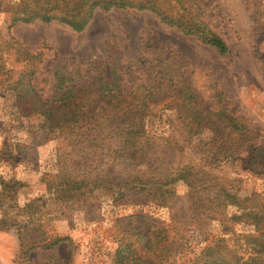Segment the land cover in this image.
I'll use <instances>...</instances> for the list:
<instances>
[{"label":"rangeland","instance_id":"374dc122","mask_svg":"<svg viewBox=\"0 0 264 264\" xmlns=\"http://www.w3.org/2000/svg\"><path fill=\"white\" fill-rule=\"evenodd\" d=\"M25 1L0 0V264H122L119 245L140 257L149 251V226L170 229L172 246L155 258L161 264H202L215 245L227 260L264 264L253 249L264 224V162L246 156L257 145L264 150V0H159L170 14L202 20L225 41L224 55L148 10L95 7L80 31L55 21L11 23ZM57 68L74 78L77 98L96 102L87 115L119 113L106 103L113 95L145 96L144 110L131 113L146 119V157L132 162L109 128L99 137L72 129L53 138L43 116L5 89L26 74L29 101L50 102ZM111 72L120 76L115 93L101 90ZM191 107L207 111L204 124L188 122ZM182 166L198 179L206 172L232 180L242 204L258 208L255 216L228 222L234 207L227 206L221 219H209L216 203L202 191L195 207L182 181L166 185L172 200L158 204L112 178H164Z\"/></svg>","mask_w":264,"mask_h":264},{"label":"trees","instance_id":"16d2710c","mask_svg":"<svg viewBox=\"0 0 264 264\" xmlns=\"http://www.w3.org/2000/svg\"><path fill=\"white\" fill-rule=\"evenodd\" d=\"M95 7L103 10L133 8L151 11L161 22L179 28L184 34L197 35V38L201 42L211 45L219 54L224 55L227 52L225 41L219 35L207 30L202 20H197L193 16L186 17L184 14L180 16L170 14L166 5L159 0H76L74 2H71V0H27L20 9L12 13L11 23L17 21H55L64 23L75 31H80L89 21ZM32 72L31 70L29 73L32 74ZM165 73L167 75V72ZM27 76L26 74L21 75L5 89H10L14 92L15 103L19 107L25 104L31 108V113L35 112L43 116L41 126L47 129V132L53 135V138H59L66 131L68 133L71 132L72 129H79L81 130V135L86 133L87 136L92 131H97L96 137H99L103 134L104 129L109 128L118 137L121 148L119 151L126 153V156L132 162L136 163L135 161H140L135 160L136 157L142 159L146 157V151L143 150L141 144L144 137L143 126L146 119L143 116L136 118L131 113V111L135 112V110L138 113L144 110L145 106H147L145 96L139 98V100L135 99L136 102H131L124 97L113 101L112 99H115L113 95V98L106 103L110 104L111 108L116 109V113H119L111 117L99 116L94 113L87 115V112L94 111L96 102H90V99L86 97L77 98L76 94H74L75 92L73 93L74 85H72V81L74 78L67 77L62 69L57 68L54 71L57 97L50 102L42 101L39 98L29 101V97L33 95V87L28 82H25L28 80ZM119 80L120 76L115 74V72H111L108 80L101 86V90L115 93L119 90ZM189 112V114L194 116V119L188 121L190 124L195 123L197 126H200L206 122L207 111L202 116L201 110L199 111L191 107ZM214 129L217 131V126ZM216 133L217 137L222 138L220 131ZM246 156L247 158L252 157L254 161L260 159L259 163L264 162V150L259 145L252 148L250 152L248 151ZM170 169L172 171L168 174L169 176H165L164 178L160 176H156L155 178L154 176L141 173L138 176L118 173L114 174L112 178H114V185L118 189L128 191L131 196L137 195L138 189L146 191V199L158 204H164L166 201L170 203L172 200L173 190L169 187L166 188V185L182 181L186 184L187 193L195 207L198 206L200 192L202 191H207L211 202L216 203L214 207L207 208V210L210 209L211 211V214H208L209 219H221L220 209L227 206L234 207V211L228 214V222L237 223L242 217L251 218V214L255 216V213L252 211L258 208L242 204L244 200H241L238 196V190L232 189V180L223 183L217 177L208 173L206 175V172L202 173L204 177L198 179L196 177L197 170H193V167L190 166L172 167ZM71 183L73 184V181ZM262 225L256 226L255 230L258 238L255 239L257 242H255L253 249L256 248V252L264 254V224ZM169 230L168 226H149L146 239V251H149L145 252L141 257L137 256L134 250L127 249L126 247L123 249V246L119 245L117 248L121 252V255L117 254L119 262L124 264L125 261L129 260L130 264H161L155 258L161 259L165 257L163 256L165 250H168L172 246ZM65 239H67L65 236L56 237L52 240V243L55 244ZM215 240L223 241L224 239L218 237ZM23 243L21 241V244ZM208 250L210 252L202 264H241L240 259L227 260L216 245L208 248Z\"/></svg>","mask_w":264,"mask_h":264}]
</instances>
